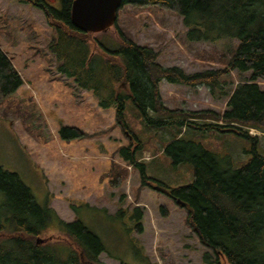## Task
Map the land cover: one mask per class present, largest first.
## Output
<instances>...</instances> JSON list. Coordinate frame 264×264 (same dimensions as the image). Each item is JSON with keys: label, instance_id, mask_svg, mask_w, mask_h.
<instances>
[{"label": "rangeland", "instance_id": "rangeland-1", "mask_svg": "<svg viewBox=\"0 0 264 264\" xmlns=\"http://www.w3.org/2000/svg\"><path fill=\"white\" fill-rule=\"evenodd\" d=\"M49 5L57 10L62 6L61 0H51ZM118 20V28L137 44L160 51L162 66H177L188 74L226 68L237 45L231 39L191 41L183 19L156 6H125ZM118 34L113 26L92 38L115 50L120 45ZM57 35L42 11L19 0H0V47L24 80L0 104V165L20 176L38 204L50 202L65 223L79 220L99 236L105 248L99 257L102 264H207L204 254L213 252L186 224L187 211L152 186L155 181L170 187L193 181V166L172 164L163 149L181 133L187 140L202 143L223 168L237 169L248 162L254 148L264 155V131L249 130L254 142L232 133H202L177 125L157 129L148 126L129 102L125 123L130 135L117 123L113 108L101 109L90 92L59 72L57 54L48 48ZM93 51L98 52L96 46ZM249 76L233 71L223 89L226 94L211 95L205 87L162 82L161 95L171 110L222 114L228 109L231 90ZM257 83L264 90V81ZM63 128H76L83 135L62 133ZM133 136L145 144L137 162L145 164L148 186L142 185L140 170L120 154L135 142ZM112 169L118 173L110 174ZM136 208L143 213L142 220L135 215ZM48 231L37 238L41 245L60 250L63 258L75 251L57 225ZM220 264L228 263L222 258Z\"/></svg>", "mask_w": 264, "mask_h": 264}, {"label": "trees", "instance_id": "trees-1", "mask_svg": "<svg viewBox=\"0 0 264 264\" xmlns=\"http://www.w3.org/2000/svg\"><path fill=\"white\" fill-rule=\"evenodd\" d=\"M19 1L42 11L57 32L56 40L48 48L57 54L59 72L72 78L81 90L90 92L101 109L113 108L124 132L132 135L125 123L129 102L148 126L157 129L177 125L182 130L190 128L202 133H232L254 142L256 138L249 130L264 131V90L257 83L264 81V0H123L118 16L125 6H156L182 18L191 41H237L226 60V68L193 74L177 66H162L160 51L137 44L131 35L118 28L119 20L114 27L119 32L120 45L115 50L106 48L92 38L93 34L73 26L74 0H61L58 10L46 0ZM93 46L98 52L93 51ZM233 71L250 76L231 90L228 109L222 114L171 110L165 106L162 82L205 87L211 95L226 94L223 89ZM23 85L20 72L0 47V104ZM193 119L204 122L194 123ZM61 132L83 135L76 128H63ZM133 139L135 142L123 147L120 154L140 170L142 185L148 186L145 164L137 162V155L144 151L145 144L135 136ZM163 151L174 165L191 164L193 181L178 187L160 181L151 185L187 211L186 224L197 234L200 243L213 252L204 254V262L220 264L224 258L228 264H264V155L254 148L253 155L242 167L223 168L220 159L202 143L187 140L181 133ZM115 171L118 173V169H112L110 174ZM117 180L118 184L122 181L119 174ZM111 184L115 186L116 181ZM0 193L2 217L8 214L11 217V237L21 233L26 236L0 242V264H102L99 257L105 248L99 236L79 220L65 223L50 202L38 204L20 176L1 165ZM135 215L143 219L139 208L135 209ZM52 225H57L75 246L68 258H62L60 250L35 240ZM0 228L7 229L1 224Z\"/></svg>", "mask_w": 264, "mask_h": 264}, {"label": "water", "instance_id": "water-1", "mask_svg": "<svg viewBox=\"0 0 264 264\" xmlns=\"http://www.w3.org/2000/svg\"><path fill=\"white\" fill-rule=\"evenodd\" d=\"M123 0H74L71 21L85 33H101L112 28L118 21V11ZM41 239L37 240L41 244Z\"/></svg>", "mask_w": 264, "mask_h": 264}, {"label": "flooded vegetation", "instance_id": "flooded-vegetation-1", "mask_svg": "<svg viewBox=\"0 0 264 264\" xmlns=\"http://www.w3.org/2000/svg\"><path fill=\"white\" fill-rule=\"evenodd\" d=\"M46 1H51V0H46ZM2 194L0 193V205H1V201H2V196H1ZM11 217L9 216V214L7 215V217H2V216H0V224L3 226V227H5V228H7L6 230H3V229H1L0 228V236H1V238H0V240L2 241V240H4V239H11V238H15V239H17V238H21V239H24V238H26V236H25V234L24 233H21L19 236H13V237H11V234H10V229H9V227H10V225H11ZM52 227V226H51ZM50 227V228H51ZM49 228V229H50ZM9 229V230H8ZM49 229H47L46 231H44V232H42V234L43 233H49ZM7 231V232H6ZM39 236H36L35 237V240H37V238H38ZM68 256H69V254H67V256H66V258H68ZM63 258V257H62ZM87 264H96V263H90V262H88Z\"/></svg>", "mask_w": 264, "mask_h": 264}]
</instances>
